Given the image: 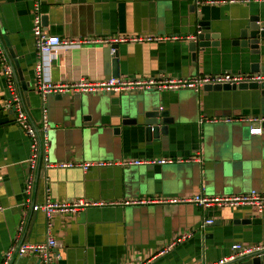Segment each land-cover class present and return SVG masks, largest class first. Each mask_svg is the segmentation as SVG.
Listing matches in <instances>:
<instances>
[{"label":"crops","instance_id":"1","mask_svg":"<svg viewBox=\"0 0 264 264\" xmlns=\"http://www.w3.org/2000/svg\"><path fill=\"white\" fill-rule=\"evenodd\" d=\"M192 5L193 0H43L45 31L62 38L188 37L119 42L115 65L104 60L103 45L60 48L51 61L49 78L65 84L80 78H109L114 70L118 77L150 78L250 72L245 61L249 50L231 45V40L237 38L241 20L264 10V2L194 5L195 11H191ZM31 7V0H0L1 45L15 74L18 69L29 84L34 82L36 61ZM196 12L202 15L201 20L210 22L211 33L218 34L220 45L205 48L193 62L188 42L198 31ZM261 54L264 65V47ZM219 95L203 89L113 94L66 91L48 93L42 102L39 94L30 92L27 99L23 97V106L37 125L45 110L48 162L77 166L43 169L44 177L35 173L26 191L28 140L13 110L4 108L10 94L0 72V206L4 208L0 211V264L22 212L29 215L33 212L31 203L47 198L114 202L70 215H53L56 264H219L234 254L233 243H263L264 211L251 206L122 203L139 197L240 194L250 190L264 193V97L259 91L235 92L223 100ZM142 99L148 102L145 110L161 106L174 117V123L158 137L146 135L142 119L136 124L121 122L123 115H133L128 109L135 110V102ZM201 116L206 119L199 122ZM253 119H263L259 135L248 132L255 125ZM150 157L175 161L91 166L86 170L81 166L85 162ZM34 213L30 232L24 235L27 242L45 239V216L41 211ZM207 219L213 223L202 227ZM190 230L189 237L176 240ZM171 242L174 245L160 253ZM10 264L41 263L33 257L16 256Z\"/></svg>","mask_w":264,"mask_h":264},{"label":"built area","instance_id":"2","mask_svg":"<svg viewBox=\"0 0 264 264\" xmlns=\"http://www.w3.org/2000/svg\"><path fill=\"white\" fill-rule=\"evenodd\" d=\"M31 32L34 41L36 52V61L34 64V84L35 90L40 95L42 102L45 95L48 93H63L66 91L81 92V93H136L145 91H164V90H180L191 89L194 92L201 91L206 85H239L242 83L264 82V72H248V73H232L222 72L218 74H197L194 76L172 77L161 75L159 77H109L100 80H91L88 78H80L75 82L57 84L53 83L48 76V71L51 66V61L55 57L56 50L60 48H80L89 45L117 44L119 42H148L161 41L170 39H188L179 36H88L84 38H62L57 35L48 34L43 26L42 18V2L43 0H31ZM252 2H264V0H193L196 7L202 5H223V4H243L247 5ZM190 37V39H193ZM0 72L5 79L7 90L10 94L4 108L12 109L15 114V120L20 128H22L29 145V156L27 163L30 173L26 182V191H29L33 181V177L38 168L47 169L54 167L69 168L77 166L72 162H60L52 164L48 162L47 147H48V123L45 110H42V115L39 124H35L25 111L23 102L17 91V84L14 79L13 66L9 62L5 51L0 42ZM160 110L163 108L160 106ZM206 118L200 117L199 122ZM263 119H253L254 126L250 127L248 132L250 135H259L262 132L260 122ZM175 160L172 158L150 157L123 159L114 163L85 162L81 166L84 170L91 166H103L117 164L121 166L130 165H163L172 163ZM185 202L191 203L199 208H220V207H239L251 206L259 212L264 211V193L250 190L240 194H203L197 193L185 197L174 196H159L156 198L139 197L134 199L124 200V205L147 204V203H176ZM113 204L114 202L95 201L87 198H76L72 201H59L45 199L42 203H35L32 206V211H41L45 216V239L41 242H27L22 239L26 213L23 214L17 226V232L10 246L4 251L1 264H10L14 257L28 256L40 261L41 264H56L58 242L51 235L52 217L55 214H74L89 206H101L104 204ZM4 208L0 206V211ZM212 219L205 220L201 226L211 224ZM192 231H188L179 235L177 241L183 240L191 235ZM174 245L171 242L161 250L164 253ZM233 255L230 258L221 261L223 264L237 256L248 254L258 250H264V242L255 246H244L240 243L232 244Z\"/></svg>","mask_w":264,"mask_h":264},{"label":"water","instance_id":"3","mask_svg":"<svg viewBox=\"0 0 264 264\" xmlns=\"http://www.w3.org/2000/svg\"><path fill=\"white\" fill-rule=\"evenodd\" d=\"M195 11L194 4L192 5V10ZM202 15L196 12L197 27L198 31L194 34V38L190 39L188 42V47L191 54V60L196 62L199 52H203L207 47L219 46L220 38L218 34L211 33V25L209 21L201 20ZM264 10H259L255 14H250L246 18L241 20V23L237 28V38L231 40V45L240 46L242 49H248L249 55L245 57V61L249 63L250 72H264V65L261 64V48L264 47ZM117 44H110L104 49V60L109 62L111 65L117 62ZM251 56H257L258 60L253 61ZM11 57L13 55L11 54ZM113 71V70H112ZM17 75V76H16ZM109 77H118L119 73L113 71L108 74ZM18 77V79H17ZM108 78V77H107ZM14 79L17 84V91L24 103L23 97L27 99L28 93L34 92L38 94L35 90L34 82L29 84L22 80V75L17 69L16 74L14 72ZM20 79V80H19ZM203 90L208 92H216L220 99H225L228 95L231 96L232 93L242 92V91H259V95L264 97V82L261 84L256 83H242L239 85H206ZM113 94V93H111ZM234 96V95H233ZM61 97V95H60ZM148 102L145 99L135 102L134 109H128L133 112V115L125 114L122 116V123L136 124L140 123L139 119H142L143 124L146 126V135L154 134L156 137L160 133L167 131L169 124L174 123V117L169 115L168 111L160 110L157 106H150L149 109L145 110ZM25 105V104H23ZM43 105V104H42ZM118 128H114V131H118ZM43 169L38 168L36 171L37 177L39 174L44 177ZM33 203L30 204L29 208L32 211ZM37 211H33L29 215L27 211L22 212V216L26 213V220L24 224V230L22 234V239L24 235L30 232L31 229V214ZM22 216L20 217L22 219ZM20 219V220H21ZM19 220V222H20ZM213 223V222H212ZM19 224V223H18ZM18 226V225H17ZM16 230H13V237L16 235ZM223 264H264V250L254 251L248 254H243L235 257Z\"/></svg>","mask_w":264,"mask_h":264}]
</instances>
